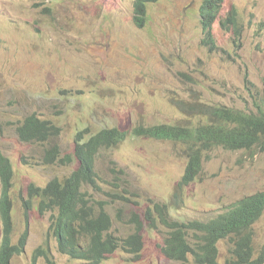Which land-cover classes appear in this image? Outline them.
Segmentation results:
<instances>
[{"label": "rangeland", "instance_id": "obj_1", "mask_svg": "<svg viewBox=\"0 0 264 264\" xmlns=\"http://www.w3.org/2000/svg\"><path fill=\"white\" fill-rule=\"evenodd\" d=\"M134 0H0V149L13 166L11 198L16 242L28 228L26 246L12 264H81L59 252L50 234L51 212L26 210L30 184L44 187L78 167L44 162L50 144L19 139L17 127L35 113L61 128V156L72 155L75 137L88 128L129 131L96 160V187L86 185L92 205L106 206L113 233L134 232L153 203L166 204L181 220H208L244 196L264 190V152L216 147L179 205L171 197L187 157L179 144L132 135L135 126L194 124L185 104L206 103L250 111L264 90V0H225L213 33L216 49L202 44V0H160L148 6L144 27L134 24ZM237 11V29L220 20ZM183 110V111H181ZM1 191V185H0ZM253 246L264 241V212L253 225ZM167 230L144 225L141 257L117 248L101 264H181L160 251ZM3 222L0 216V246ZM218 263L229 245L220 241Z\"/></svg>", "mask_w": 264, "mask_h": 264}, {"label": "trees", "instance_id": "obj_2", "mask_svg": "<svg viewBox=\"0 0 264 264\" xmlns=\"http://www.w3.org/2000/svg\"><path fill=\"white\" fill-rule=\"evenodd\" d=\"M160 0H134V24L144 27L148 18V5ZM225 0H202L199 22L202 28V44L209 51L216 49L213 33ZM237 11L232 8L226 18L221 19L224 29H237ZM180 104L200 116L194 124L138 125L132 135L167 140L179 144L187 157L185 170L175 186L171 204L176 208L185 189L196 181L202 172L206 153L216 147L227 150H253L264 152V90L250 111L210 105L206 103ZM183 111V110H181ZM21 141L50 144L45 149L44 162L53 164L71 163L78 167L64 179H51L44 187L30 184L28 198L23 199L26 210L37 208L41 214L51 212L50 234L56 239L59 252L81 264H101L106 255L117 248L141 257L144 225L155 229L158 224L166 230L160 251L164 257L180 261L181 264H218V243L227 240L228 256L224 264H264V241L259 249L253 246V225L264 212V190L244 196L208 220H181L174 217L166 204L153 203L144 211V220L133 215L134 232L120 239L111 230L113 220L101 205L96 209L83 187H96V160L101 151L115 148L124 141L129 131L117 127H105L90 134L89 129L78 132L72 155L61 156L56 139L61 128L53 122L32 113L17 127ZM13 166L0 149V216L3 222V239L0 246V264H12L16 255L23 252L28 238V228L13 242L14 228L11 198ZM49 244L39 247L33 254V263L38 257H46ZM86 260V261H85Z\"/></svg>", "mask_w": 264, "mask_h": 264}, {"label": "clouds", "instance_id": "obj_3", "mask_svg": "<svg viewBox=\"0 0 264 264\" xmlns=\"http://www.w3.org/2000/svg\"><path fill=\"white\" fill-rule=\"evenodd\" d=\"M158 2H159V1H158ZM156 3H157V2H156ZM149 5H151V4H149ZM149 5H148V6H149ZM133 7H134V2H133ZM111 230H112V229H111ZM218 264H219V263H218Z\"/></svg>", "mask_w": 264, "mask_h": 264}, {"label": "bare ground", "instance_id": "obj_4", "mask_svg": "<svg viewBox=\"0 0 264 264\" xmlns=\"http://www.w3.org/2000/svg\"><path fill=\"white\" fill-rule=\"evenodd\" d=\"M86 261V260H85Z\"/></svg>", "mask_w": 264, "mask_h": 264}]
</instances>
